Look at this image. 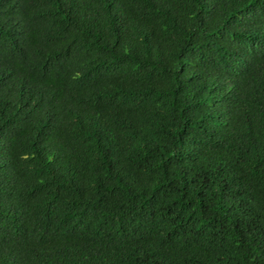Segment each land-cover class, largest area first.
Segmentation results:
<instances>
[{
    "label": "trees",
    "instance_id": "trees-1",
    "mask_svg": "<svg viewBox=\"0 0 264 264\" xmlns=\"http://www.w3.org/2000/svg\"><path fill=\"white\" fill-rule=\"evenodd\" d=\"M0 264H264V0H0Z\"/></svg>",
    "mask_w": 264,
    "mask_h": 264
}]
</instances>
